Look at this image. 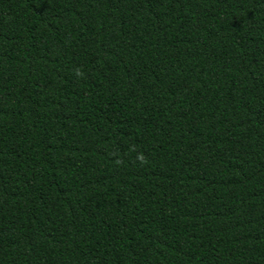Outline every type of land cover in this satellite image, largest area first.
I'll return each instance as SVG.
<instances>
[{
  "label": "trees",
  "instance_id": "obj_1",
  "mask_svg": "<svg viewBox=\"0 0 264 264\" xmlns=\"http://www.w3.org/2000/svg\"><path fill=\"white\" fill-rule=\"evenodd\" d=\"M0 264H264V0H0Z\"/></svg>",
  "mask_w": 264,
  "mask_h": 264
}]
</instances>
